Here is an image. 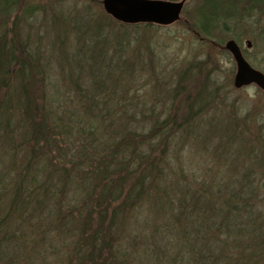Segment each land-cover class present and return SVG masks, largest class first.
Here are the masks:
<instances>
[{
	"label": "trees",
	"instance_id": "16d2710c",
	"mask_svg": "<svg viewBox=\"0 0 264 264\" xmlns=\"http://www.w3.org/2000/svg\"><path fill=\"white\" fill-rule=\"evenodd\" d=\"M36 8L0 0V264H264L263 136L213 115L228 104L208 79L189 88V69L171 91L158 80L155 96L139 93L142 29L155 24L57 15L33 46ZM195 11L204 41H241L262 22L264 34V0Z\"/></svg>",
	"mask_w": 264,
	"mask_h": 264
},
{
	"label": "rangeland",
	"instance_id": "374dc122",
	"mask_svg": "<svg viewBox=\"0 0 264 264\" xmlns=\"http://www.w3.org/2000/svg\"><path fill=\"white\" fill-rule=\"evenodd\" d=\"M200 2L201 0H188L183 9L181 19L172 25H155V27L147 30L142 29L144 33L139 44H141V52L145 54L146 48L149 51L148 56L151 63V71H147L148 74L146 75H144V72L136 73L135 82L137 86L142 88L138 91L145 98L146 96H150V94L155 96L158 80L164 84V87L168 85L171 91L173 86L177 84L179 79L178 74L189 69V73L193 76L187 81L189 88L194 86L198 80L203 82L208 79L210 86L220 89L219 98L224 99L228 104L226 108L221 107L217 111H214L213 115L225 117L231 112V120H234L233 125L237 124V126H240L242 123H246L247 129L245 131L243 125L239 129L252 136L253 140H256V136L258 135L263 136L264 139L263 92L256 85H250L242 89H236L233 85L236 65L232 56L225 50L224 45L227 40L234 38L236 31L231 30L227 33L218 32L216 42L204 41L203 38L199 37L193 30L191 22H193L192 20L196 16L195 10ZM25 3L36 5V9L38 10L36 14L38 19L37 17L36 20L33 18L30 21L32 27H26V31L29 30L32 33L33 46H35L34 42L40 39L39 36L53 34L50 27L48 30L45 28L50 24V19L53 16L63 15L66 19L70 20L69 22H72L81 12H88L94 15V18L105 15L102 0H25ZM43 9L45 11H42ZM262 24L263 22L259 25L260 30H246V34L241 37V41L237 42L242 47L247 60L255 68L264 72V34L260 35V31L263 30ZM25 25L26 23H24L23 27ZM105 26L107 28L114 27L110 20H106ZM250 26L247 25L245 28H250ZM257 32L262 38L261 40L257 38H255L256 40L252 39L251 34ZM239 34L241 35L242 33ZM47 37L51 38L50 36ZM115 37H117V33L113 34V38ZM248 41L251 42L250 47L248 46ZM41 42V46H43L42 50L47 52V48H49L48 42L45 43L44 38ZM145 44L150 47H146ZM132 45H136L135 48L138 47L137 42L134 43V40ZM66 50L69 59L74 62L72 50ZM53 52L52 56L48 57L52 58L54 63L61 62L64 67L68 65L66 56H59L58 50H53ZM95 57L93 54L90 58L96 59ZM43 62L47 64L49 78L55 76V71L50 66L53 64L46 58L43 59ZM96 67L99 66L97 65ZM74 76L75 74L72 77ZM213 80L215 83L211 84L210 82ZM231 104L233 105V109H230ZM232 110L235 113L232 114ZM251 118L253 121L249 122ZM188 151L189 149L184 147L183 153L185 154L184 159L186 162L189 161L190 157L187 154ZM202 162L200 156H197L195 159L191 158V163L199 171L204 168ZM190 167L191 165L188 166V168ZM225 168H221L220 171L223 173L226 170ZM261 175L262 173L259 176ZM261 182L264 185V177L261 178Z\"/></svg>",
	"mask_w": 264,
	"mask_h": 264
},
{
	"label": "water",
	"instance_id": "95a60500",
	"mask_svg": "<svg viewBox=\"0 0 264 264\" xmlns=\"http://www.w3.org/2000/svg\"><path fill=\"white\" fill-rule=\"evenodd\" d=\"M188 0H102L105 11L124 23H155L171 25L181 19ZM248 46L251 43L248 41ZM225 49L236 64L233 85L236 89L256 84L264 93V73L255 69L243 55L235 39L225 43Z\"/></svg>",
	"mask_w": 264,
	"mask_h": 264
}]
</instances>
